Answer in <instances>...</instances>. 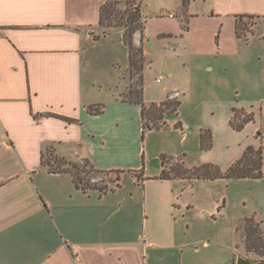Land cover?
Here are the masks:
<instances>
[{"label":"crops","instance_id":"0c3cea01","mask_svg":"<svg viewBox=\"0 0 264 264\" xmlns=\"http://www.w3.org/2000/svg\"><path fill=\"white\" fill-rule=\"evenodd\" d=\"M106 1L0 0V264H237L229 254L222 262L212 240L185 239L177 228L183 211L178 183L184 192L194 183L225 178H161V155L181 156L189 168L211 163L224 171L250 147L264 157V101L228 93L194 100L190 90L166 85L159 86L166 94L162 99L149 97L156 82L145 81L151 41L147 0H137L144 17L141 70L132 66L124 29L105 33L101 27ZM167 8L166 17L178 18L186 33L191 22L209 19L221 46L227 38L240 41L242 18L255 19L253 34L264 30V0H171ZM177 31L172 26L158 36L187 44L183 33L179 42ZM115 35L127 50L126 62L108 48ZM134 36L140 43L139 34ZM136 74L141 82H135ZM140 89L148 109L178 91L177 111L155 118L160 127L146 129L144 105L135 101ZM100 104L101 113L89 110ZM236 109L253 115L241 130L231 125ZM189 125L197 132L192 143L186 139ZM202 130L211 134L206 150ZM154 132H167L172 141L152 148ZM52 155L87 168L93 181L114 182L113 187H78L70 171L49 170L44 160ZM153 159L160 161L159 169L151 167ZM127 173L131 194L123 192ZM229 180L264 181V176ZM226 200L222 196L218 202ZM246 217L235 223L236 232ZM255 217L264 223L263 215ZM254 255L248 257L246 249L243 257L264 264V256Z\"/></svg>","mask_w":264,"mask_h":264},{"label":"rangeland","instance_id":"374dc122","mask_svg":"<svg viewBox=\"0 0 264 264\" xmlns=\"http://www.w3.org/2000/svg\"><path fill=\"white\" fill-rule=\"evenodd\" d=\"M170 3L171 0H147L144 4L147 11L145 20L151 36V41L147 42L148 60L150 62L148 61L146 66L145 81L146 83L153 80L156 82L149 92V97L162 99L166 94L159 90V86L166 85L171 89L180 86L190 90L195 97L194 100H197L198 97L205 99L222 97V94L228 93L236 99H256L259 97L264 101V40L262 36L264 30L258 29L254 34L252 33L255 27V19L252 17L242 18L239 24L240 31L243 32L240 41L227 38L221 46L217 39L218 33L210 29L211 23L207 18L191 22L190 32H183L178 18L172 19L165 15L170 11L167 10ZM130 7L132 6L126 2L116 5V9L120 11H125ZM154 13L161 14L156 17L152 16ZM172 26L179 28L177 31L179 42L181 33L187 36V44L184 41L177 45L170 44L168 40H163L162 37L158 36L159 31L171 29ZM112 29L122 28L114 27L106 30ZM141 31L135 32V34H139L138 41L140 43H136L133 39L136 50L142 46ZM114 38V46L109 44L108 48L114 49L119 60L126 62L127 50L120 44L117 35ZM171 70L174 73L173 77L169 75ZM160 74L162 76H159ZM159 77L161 79L158 81ZM135 82H141V77L138 74H136ZM131 95V91H127L125 97L131 99ZM191 127L190 125L189 128L187 126V130ZM169 136L171 134L167 132L152 133V148L157 149L164 145L166 138H169L170 144L172 139ZM175 139L176 143L179 144L181 136L175 137ZM186 139L190 143L196 140V130H188ZM160 165L158 159L151 160L152 168L159 169ZM169 166H171V162ZM63 167L71 168L73 166L68 164L63 165ZM78 170L79 176L91 183L95 181L108 188L114 185V182H103L97 178L94 181L90 180L92 172L89 173L87 168L81 166L79 169L75 168L76 172ZM194 184V187L189 185L184 192H181L180 183L177 185L180 190L178 197L181 198L183 204V211L177 214L178 233L188 240L203 238L212 240V250L219 254L222 262L224 256L229 254L237 263L239 257L246 254V247L244 238L240 235L242 231L237 233L234 225L239 219L241 220L246 216L263 215L264 219V181L225 179ZM123 185L124 193L131 194L133 192L130 173L124 176ZM222 196L227 197L225 205L223 202H218ZM186 203H190L191 208L187 209ZM255 223L258 224L259 233L264 234V223L259 218H256ZM254 254L248 252V257L255 258Z\"/></svg>","mask_w":264,"mask_h":264},{"label":"trees","instance_id":"16d2710c","mask_svg":"<svg viewBox=\"0 0 264 264\" xmlns=\"http://www.w3.org/2000/svg\"><path fill=\"white\" fill-rule=\"evenodd\" d=\"M126 2L130 4V8L125 11H120L116 9V5ZM188 0H184L187 3ZM101 27L105 28L106 33L108 28H125V43L127 44L130 52V61L132 66L141 70L144 62L143 48L142 46L136 50L133 39L134 34L137 30H142L144 28V17L142 12V3L137 0H108L104 2L101 6ZM242 33L240 31V25H238V35L241 37ZM137 95L135 101L140 102L144 105L143 113L144 116H148V122L145 128L160 127L162 124L154 120L157 117L163 116L165 113H174L177 111L179 106V101L176 100H165L160 105L152 104L148 109L144 102L143 90L140 89L135 91ZM101 106H90L89 110L92 113H101L103 111L104 105ZM253 119L252 114H246L244 110H235V117L231 120V125L237 129L241 130L245 123ZM71 120V119H69ZM152 122V124H151ZM211 147V134L208 130H202L201 132V149L206 150ZM175 156H170L167 154H162V165L163 171L160 175L161 178H186V179H210L215 180L218 178L225 179H239V178H261L264 176L262 169L263 157L262 151L254 150L253 148H248L244 156L231 165L227 170H222L218 165L215 164H204L199 167L189 168L185 163H174L172 160ZM171 162V166L168 164ZM46 165H49V170L52 172L58 171H70L74 176V181L76 185L84 190L88 189H99L100 191H106L110 188L102 185H98L96 182H89V180L81 178L79 176V170L76 172L75 168L79 169L78 164H71L73 167H63L67 164V161L63 158H55L53 155L46 160H44ZM90 180L92 178L90 177ZM255 216L246 217L242 224L237 225V233H240L244 238V243L246 249L250 253L258 254L259 256H264V234L259 233L258 224L255 223ZM262 222V221H261Z\"/></svg>","mask_w":264,"mask_h":264},{"label":"built area","instance_id":"2783aa9c","mask_svg":"<svg viewBox=\"0 0 264 264\" xmlns=\"http://www.w3.org/2000/svg\"><path fill=\"white\" fill-rule=\"evenodd\" d=\"M171 16H173V14H171ZM160 79L161 78L159 77L158 81ZM179 95H180V93L178 91L177 92L176 91L171 92L170 95H169V99L170 100H175V99H177L179 97ZM172 162H174V163H183V164L185 163L184 158L181 157V156H175L174 159L172 160ZM168 166H169V164H168Z\"/></svg>","mask_w":264,"mask_h":264},{"label":"water","instance_id":"95a60500","mask_svg":"<svg viewBox=\"0 0 264 264\" xmlns=\"http://www.w3.org/2000/svg\"><path fill=\"white\" fill-rule=\"evenodd\" d=\"M252 260L246 257H239L237 264H251Z\"/></svg>","mask_w":264,"mask_h":264}]
</instances>
